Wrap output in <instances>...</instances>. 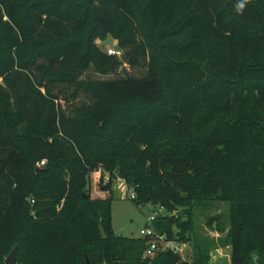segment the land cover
<instances>
[{
	"label": "trees",
	"instance_id": "obj_1",
	"mask_svg": "<svg viewBox=\"0 0 264 264\" xmlns=\"http://www.w3.org/2000/svg\"><path fill=\"white\" fill-rule=\"evenodd\" d=\"M108 35L121 56L99 46ZM253 52L264 0H0V264L21 241L39 264H208L202 244L190 261L146 257L148 239L116 234V170L137 206L231 202L232 264H264V56L246 62ZM156 227L188 241L172 215Z\"/></svg>",
	"mask_w": 264,
	"mask_h": 264
},
{
	"label": "rangeland",
	"instance_id": "obj_2",
	"mask_svg": "<svg viewBox=\"0 0 264 264\" xmlns=\"http://www.w3.org/2000/svg\"><path fill=\"white\" fill-rule=\"evenodd\" d=\"M99 46L108 51L111 48L118 49L117 42L112 35H108L102 41H99ZM264 56V52L247 54L244 58L246 62L259 61ZM178 60V57H175ZM183 58L182 60H186ZM162 61V60H161ZM239 66L232 65L228 69L224 70H210L209 77H230L237 73ZM160 76L165 84V77L163 73V66H160ZM202 89L198 90L199 105L205 104V99L202 94ZM248 110V109H247ZM250 110H248L249 112ZM251 112V111H250ZM253 114V113H252ZM128 163L124 162L123 165ZM114 182V199L112 201V226L116 234L128 236V237H141V230L146 227L148 218L155 213V211L161 210L160 216L172 215L179 222L182 223L181 236H185L188 240L186 242H179L177 239L171 238L180 243L179 254L183 260H191L193 248L196 244H202L206 249L219 250L222 252L218 258L217 264H232L230 257V214H231V202L229 201H205L204 199H198L188 206L175 207L167 204L168 209L162 205H154L152 202L137 206L131 199L130 194L134 192V188H126L121 183L120 172ZM218 217L220 224L224 227V231L220 232L216 226V222L211 224L213 218ZM66 232L70 236H74L72 231L68 230L67 223L63 222ZM176 236L175 238H177ZM18 249V258L16 264H39V258L35 253V248L29 245L27 242L21 241ZM70 261L69 255L64 258V262Z\"/></svg>",
	"mask_w": 264,
	"mask_h": 264
},
{
	"label": "built area",
	"instance_id": "obj_3",
	"mask_svg": "<svg viewBox=\"0 0 264 264\" xmlns=\"http://www.w3.org/2000/svg\"><path fill=\"white\" fill-rule=\"evenodd\" d=\"M108 53L110 54H117L119 56L122 55V51L120 49H114L111 48L108 50ZM45 164V160H42L39 163V166H42ZM97 174L100 176L102 174V170L100 169ZM104 176V181L109 182L111 180V176L109 174H105ZM121 183H123L126 188L130 189V185L127 183V181L124 178H120ZM131 199H136L137 194L134 192L130 194ZM163 209V207H160V210L155 211L153 215H151L148 218V223L145 228L141 230V237L148 239L147 242V249L145 251V256L146 257H153L156 253L162 251V250H171L174 252L179 253L180 251V243H178L175 240H171L168 238V236L165 233H161L158 231L156 224L159 220L160 212ZM222 254L219 250H212L210 253V261L208 264H217L218 258Z\"/></svg>",
	"mask_w": 264,
	"mask_h": 264
},
{
	"label": "water",
	"instance_id": "obj_4",
	"mask_svg": "<svg viewBox=\"0 0 264 264\" xmlns=\"http://www.w3.org/2000/svg\"><path fill=\"white\" fill-rule=\"evenodd\" d=\"M18 249H19V245L17 244L12 250V252L6 258L5 264H16L17 263ZM87 264H92L89 258H87Z\"/></svg>",
	"mask_w": 264,
	"mask_h": 264
},
{
	"label": "clouds",
	"instance_id": "obj_5",
	"mask_svg": "<svg viewBox=\"0 0 264 264\" xmlns=\"http://www.w3.org/2000/svg\"><path fill=\"white\" fill-rule=\"evenodd\" d=\"M243 7H244V4H243V3H239V4L237 5V10H238V11H239V10H242Z\"/></svg>",
	"mask_w": 264,
	"mask_h": 264
}]
</instances>
